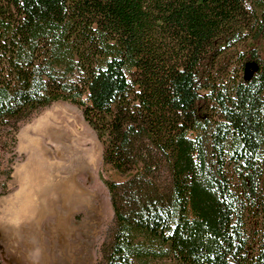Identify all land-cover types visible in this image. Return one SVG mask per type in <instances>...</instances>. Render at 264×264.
Segmentation results:
<instances>
[{
	"label": "trees",
	"instance_id": "obj_1",
	"mask_svg": "<svg viewBox=\"0 0 264 264\" xmlns=\"http://www.w3.org/2000/svg\"><path fill=\"white\" fill-rule=\"evenodd\" d=\"M55 101L122 177L96 264H264V0H0V195Z\"/></svg>",
	"mask_w": 264,
	"mask_h": 264
},
{
	"label": "rangeland",
	"instance_id": "obj_2",
	"mask_svg": "<svg viewBox=\"0 0 264 264\" xmlns=\"http://www.w3.org/2000/svg\"><path fill=\"white\" fill-rule=\"evenodd\" d=\"M45 115L65 120L46 125ZM12 150L9 192L0 195V262L96 264L113 228L103 180L122 177L102 163L101 143L80 108L55 101L33 110L17 123ZM7 156L0 150V157ZM30 194L36 205L23 202L9 210L8 200ZM255 225L248 220L251 238Z\"/></svg>",
	"mask_w": 264,
	"mask_h": 264
},
{
	"label": "crops",
	"instance_id": "obj_3",
	"mask_svg": "<svg viewBox=\"0 0 264 264\" xmlns=\"http://www.w3.org/2000/svg\"><path fill=\"white\" fill-rule=\"evenodd\" d=\"M44 120H45V122H47V123H45L47 125V124H54L57 121H61V120H65V119H62L60 116H57V115H45L44 116ZM33 197H34L33 194H30V195L26 196L25 198H21L18 201L16 200V202H15V200L10 199L7 202V206L9 208V210H10V209H13L15 207H18L19 205L22 206L23 202H25V206H27L29 204H30V206H32L33 204L36 205L37 202H36V200Z\"/></svg>",
	"mask_w": 264,
	"mask_h": 264
}]
</instances>
